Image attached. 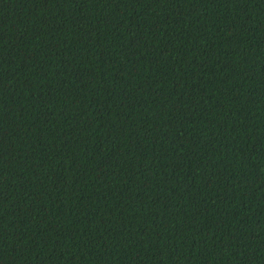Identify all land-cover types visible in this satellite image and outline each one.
Returning <instances> with one entry per match:
<instances>
[{
  "label": "trees",
  "instance_id": "obj_1",
  "mask_svg": "<svg viewBox=\"0 0 264 264\" xmlns=\"http://www.w3.org/2000/svg\"><path fill=\"white\" fill-rule=\"evenodd\" d=\"M0 264H264V0H0Z\"/></svg>",
  "mask_w": 264,
  "mask_h": 264
}]
</instances>
